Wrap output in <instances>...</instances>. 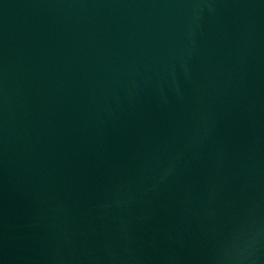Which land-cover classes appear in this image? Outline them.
<instances>
[{"label":"water","instance_id":"obj_1","mask_svg":"<svg viewBox=\"0 0 264 264\" xmlns=\"http://www.w3.org/2000/svg\"><path fill=\"white\" fill-rule=\"evenodd\" d=\"M0 264H264V0H0Z\"/></svg>","mask_w":264,"mask_h":264}]
</instances>
